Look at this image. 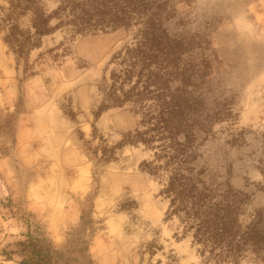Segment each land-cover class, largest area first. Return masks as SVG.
<instances>
[{
	"label": "rangeland",
	"instance_id": "1",
	"mask_svg": "<svg viewBox=\"0 0 264 264\" xmlns=\"http://www.w3.org/2000/svg\"><path fill=\"white\" fill-rule=\"evenodd\" d=\"M150 1L180 42L196 100V167L208 183L245 193L264 232V0ZM38 2L48 14L58 5ZM139 22L86 35L57 29L22 57L0 33V264H20L27 233L52 264H212L164 219L160 183L139 166L150 152L118 145L138 126L131 104L98 113L113 57ZM239 264H264V247Z\"/></svg>",
	"mask_w": 264,
	"mask_h": 264
},
{
	"label": "trees",
	"instance_id": "2",
	"mask_svg": "<svg viewBox=\"0 0 264 264\" xmlns=\"http://www.w3.org/2000/svg\"><path fill=\"white\" fill-rule=\"evenodd\" d=\"M150 4V0H58L48 14L38 0H7L1 9L0 33L22 57L57 29L86 35L128 28L134 19L140 20L132 42L113 57L115 65L98 113L131 104L139 115L138 126L118 145L141 144L150 152L139 166L160 183L158 194L167 200L164 219H175L180 229L174 237L189 238L203 261L239 264L247 254L261 253L264 232L246 212L245 193L208 183L204 170L196 167L200 155L194 133L199 129L196 100L185 89L180 42L166 34ZM102 154L103 159L112 158L110 150ZM17 244L20 264H52L50 252L30 233Z\"/></svg>",
	"mask_w": 264,
	"mask_h": 264
}]
</instances>
